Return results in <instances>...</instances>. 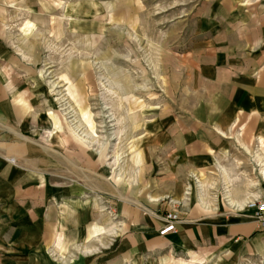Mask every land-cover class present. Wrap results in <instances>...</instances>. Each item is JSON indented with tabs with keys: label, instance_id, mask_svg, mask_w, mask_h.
Returning a JSON list of instances; mask_svg holds the SVG:
<instances>
[{
	"label": "rangeland",
	"instance_id": "374dc122",
	"mask_svg": "<svg viewBox=\"0 0 264 264\" xmlns=\"http://www.w3.org/2000/svg\"><path fill=\"white\" fill-rule=\"evenodd\" d=\"M0 42L14 83L39 109V126L0 121L3 166L17 167L18 179L80 183L132 207L115 215L109 236L100 207L99 225L65 251L67 264H264V231L161 237L139 234L137 224L143 206L148 214L167 201L187 213L202 208L194 176L173 156L177 121L217 112L194 110L201 104L264 101L249 95L264 73V0H0ZM251 203L240 212L255 211ZM220 209L233 210L210 212ZM13 236L0 234V261L11 257L2 253L11 254Z\"/></svg>",
	"mask_w": 264,
	"mask_h": 264
},
{
	"label": "crops",
	"instance_id": "0c3cea01",
	"mask_svg": "<svg viewBox=\"0 0 264 264\" xmlns=\"http://www.w3.org/2000/svg\"><path fill=\"white\" fill-rule=\"evenodd\" d=\"M12 63L8 46L0 42V121L12 126H39L35 119L39 109L27 102L26 93L14 83L18 71L13 69ZM3 67L7 68L8 74L2 73ZM260 79L261 85L249 90L255 100L264 98V73ZM199 107L194 110L217 112L211 117L177 121L182 129L176 132L178 134H172V139L176 137L179 143L172 155L179 160L178 168L184 165L185 176H194L198 203L202 208L189 209L187 213L184 208L174 209L173 204L169 207L167 201L156 204L148 214L143 211L147 207L143 206L144 214L138 213L139 234L159 235L165 211L177 214L180 219L175 231L165 236L219 234L237 239L264 231V220L258 219L255 211L240 212L250 206L251 201L264 197L261 182L264 179V101L201 104ZM231 110L241 111L240 118L227 115ZM48 116L54 128H60L51 111ZM117 155H114V162ZM18 171L17 167L8 163L3 166L0 162V234H14L12 238L18 240L12 245L11 254L2 253V256L11 257H3L1 264H67L65 251L68 252V246L75 240L91 234L94 224L99 225L100 207L102 212L106 211L103 234L107 236L114 234L115 215H131V204L124 197L119 200L110 192L93 193L80 183L53 182L37 176L22 180L18 179ZM207 190L210 193L205 195ZM214 191H218L217 197ZM158 199L154 195L148 197L151 202ZM210 207L233 210L220 209L211 213ZM1 244L4 241L1 240ZM76 245L74 248L78 247ZM87 251L91 248L84 246V252Z\"/></svg>",
	"mask_w": 264,
	"mask_h": 264
},
{
	"label": "built area",
	"instance_id": "2783aa9c",
	"mask_svg": "<svg viewBox=\"0 0 264 264\" xmlns=\"http://www.w3.org/2000/svg\"><path fill=\"white\" fill-rule=\"evenodd\" d=\"M255 207V214L258 219L264 220V201L258 200L251 203ZM179 221L175 213H168L165 218V223L159 230V235H166L170 232L175 231L176 222Z\"/></svg>",
	"mask_w": 264,
	"mask_h": 264
},
{
	"label": "bare ground",
	"instance_id": "6f19581e",
	"mask_svg": "<svg viewBox=\"0 0 264 264\" xmlns=\"http://www.w3.org/2000/svg\"><path fill=\"white\" fill-rule=\"evenodd\" d=\"M251 202H252V201H251ZM251 202H250V203H251Z\"/></svg>",
	"mask_w": 264,
	"mask_h": 264
}]
</instances>
